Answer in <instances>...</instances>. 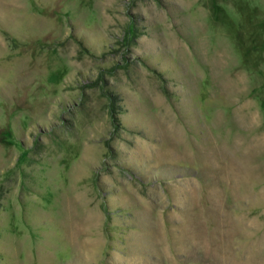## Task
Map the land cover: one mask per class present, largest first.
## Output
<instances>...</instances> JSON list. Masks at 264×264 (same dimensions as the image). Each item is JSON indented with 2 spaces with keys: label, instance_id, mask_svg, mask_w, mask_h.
<instances>
[{
  "label": "rangeland",
  "instance_id": "374dc122",
  "mask_svg": "<svg viewBox=\"0 0 264 264\" xmlns=\"http://www.w3.org/2000/svg\"><path fill=\"white\" fill-rule=\"evenodd\" d=\"M0 264H264V0H0Z\"/></svg>",
  "mask_w": 264,
  "mask_h": 264
}]
</instances>
